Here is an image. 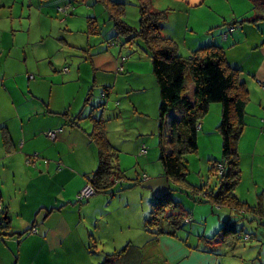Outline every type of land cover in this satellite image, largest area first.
Returning a JSON list of instances; mask_svg holds the SVG:
<instances>
[{"label": "crops", "instance_id": "obj_1", "mask_svg": "<svg viewBox=\"0 0 264 264\" xmlns=\"http://www.w3.org/2000/svg\"><path fill=\"white\" fill-rule=\"evenodd\" d=\"M57 1L0 0V11H9L0 17V195L4 201L0 215V264H216L210 248L221 241L218 234L202 235L206 244L198 249L199 245L188 240L187 244L168 233L157 236L146 228L154 197L169 190L171 183L156 159V142L148 140L150 137L142 132L148 131L145 123H141L147 118L129 122L125 111L130 106L124 97L130 91L141 90L132 98L135 106L143 114L146 111L143 106L151 107L156 114V103L161 102L156 76L152 83V77L148 78L138 68L136 59L126 58L124 50H118V42H112L115 47L107 48L109 51L98 48L90 53L87 60L94 70V85L104 86V91L121 99L109 114L105 108L97 115L96 104L89 107L87 100L82 102L68 94L60 96L55 88L56 84L63 87L71 79H67L66 72L70 71L74 77L84 68L91 70L88 64H79L73 71L69 67L68 71L61 70L63 73L53 66L51 81L45 82L47 74L40 73L38 63L28 62V46L35 41L36 45L43 44L45 39H56L61 26L69 27L74 21L75 15L63 14ZM240 1H235L237 9L231 16H213L205 11L193 20L199 27L189 21L179 52L189 55L210 43L222 46L229 63L241 70L249 89L248 105L255 104V109L259 108L258 113L264 116V6H254L252 0ZM205 3V0H188L189 7L200 5L201 10L207 8ZM153 4L164 9L154 1ZM17 5L24 15L20 22L14 14ZM53 9L66 17L55 20ZM165 27L164 22V35L180 39L174 32L164 31ZM122 71L127 73L122 75ZM120 81L125 84L121 93L116 87ZM149 82L153 95L147 93ZM211 108L214 111L200 122L199 146L201 138L217 131L221 119V106ZM91 116L105 120L107 136L119 150L121 170L126 167V160H136L143 171L132 180L123 177L135 181L126 189L97 192L78 201L79 191L99 161L97 143L90 136ZM261 119L252 115L246 120L245 115L239 144L253 133H257L256 140L261 136L258 126L263 127ZM49 131H55V136H49ZM146 142L151 146L141 153L140 148ZM32 156L33 161L27 162ZM156 167L158 172L154 170ZM229 207L244 214L243 209ZM232 213L218 215L223 227L236 221ZM187 218L188 213L186 223L190 221ZM6 221L9 226L4 225Z\"/></svg>", "mask_w": 264, "mask_h": 264}, {"label": "rangeland", "instance_id": "obj_2", "mask_svg": "<svg viewBox=\"0 0 264 264\" xmlns=\"http://www.w3.org/2000/svg\"><path fill=\"white\" fill-rule=\"evenodd\" d=\"M59 1L56 2V4L58 3L57 7L62 6L67 8L66 11L61 12L68 14L67 17H73L75 15L74 21L69 23V27L67 25L61 26V34L57 33L55 35L56 39H45L43 44L36 45L35 42H38L35 41L32 46L26 48V52H28V62L38 63L40 73L47 74L45 82L51 81L50 74L54 68L53 66H56L60 73H63L62 71H68L69 67L73 71L74 67H77L79 64H88L91 67V70L84 68L82 73L79 72L74 77L73 74H70V71L66 72L68 73L66 75L67 79H71L64 82L63 87L58 86V84L55 85L60 96L68 94L69 96H73V98L76 97L78 100L82 99V102L83 100H87L89 103L88 106L96 104L97 109L95 112L97 115H101L106 110L105 108H107L109 114V112L119 106L121 99L117 94L110 95L107 90L104 91V86L94 85L92 81L95 76L94 70L91 63L87 60L88 55L98 48L109 51L110 49L107 48L115 47L113 46L114 44H111L113 41L118 42L116 47H118V50L119 48L124 50L126 58L132 57V59H136L138 68L148 78L151 76L153 83L155 74L153 72L152 60L144 49L143 39L137 36L133 42L127 41L132 32L122 33L117 30L110 18V13L105 6L104 0ZM121 1L124 2L125 6V13L123 15L124 22L133 28L139 27L141 17L139 0ZM153 1L157 7H162L168 11V16L164 20L166 26L164 31L170 30L179 36L180 39L175 40L181 47L184 45L185 30L189 21L199 27L193 20L197 15H203L205 11H210L213 16H222L224 14L231 16L234 10L237 9L234 4L235 1L241 2L240 0H205L206 3L204 6L209 10L205 7L201 10L199 7L202 6L200 5L189 7L188 0ZM247 1L243 0V2L248 3ZM26 9H28L27 6L25 7ZM4 12L8 13L9 11L8 9L1 10L0 17L5 16ZM56 12H54V9L52 10V16L56 18L55 20L66 17V15L62 16V14ZM14 14L17 15L18 22L24 16L22 9L18 8V5L14 8ZM90 16H96L98 19L96 21V31L90 30L92 25L89 22ZM75 18L78 19L75 20ZM228 20L231 21L232 19ZM35 27H38V24ZM191 28L192 25H189L188 29ZM18 55L20 56V53ZM58 63H62V65L57 66ZM126 73L125 71L121 72L122 75ZM89 78H91V83L86 82ZM149 84L147 93L148 95H153L151 83L149 82ZM81 85H83L82 89H80ZM124 85L120 81L116 86L119 89L117 91L121 93ZM139 91H130V95L128 96L126 93L124 97L127 105L130 106V109L125 111L128 114L126 119L131 122L136 118H147L141 123H145V129L148 131L142 132L147 134V137H150L148 140L154 139L156 142V159L159 161L161 170L164 171L165 167L161 160V151L162 149L166 151L170 150L169 121L171 120V114L161 115L159 110L160 102L156 103V114H153L154 111L151 107L146 106H143L144 110H146L145 113H141L132 100L136 96L135 93H140ZM58 98L62 99V97ZM213 105L221 106L219 125L222 120V104L220 102L211 103L208 113L214 111L211 108ZM258 109H255V104L250 103L246 109V120L252 117V115L263 119L264 116L258 113ZM262 124L263 127L258 125L262 134L257 140V133H253L251 138H244L241 144L238 142L241 175L239 182L234 188V192L242 201L251 205L250 208L244 209V214H241L242 212L237 213L228 205H222L220 207L211 202L205 194L207 190L217 188L219 183V177L216 170L213 169V165L216 166L218 163H224L223 135L217 127L215 128L217 129L215 133L208 134L203 139L201 138L202 145H198L196 152H190L185 155L187 164L186 179L179 181L169 178L171 183L169 196L173 199L176 208L184 214L188 213L187 220H190L187 223L185 220L182 222L183 225L177 230L175 236H178L179 239L184 240L186 243L188 240L190 244L199 245L198 249H202V246L206 244L202 235L207 234L213 237L218 234L221 241L217 242L215 247L210 248L211 252H213L210 255L216 258V264H264V123L262 122ZM145 144L148 147L151 146L150 143L146 142ZM136 162V160H126V167H122L125 176L131 178V180L135 178L136 174L143 171L141 165H137ZM98 164L99 161H97L95 168L98 167ZM154 170L158 172L157 167ZM131 180L123 179L120 183H115L109 191L114 192L118 189H126L128 185H131L130 182H135ZM193 207L197 209L194 210ZM230 211L233 212L232 218L236 221H230V224L223 227L224 225L218 219V215ZM193 213L195 214L194 216ZM234 226L236 231L234 230Z\"/></svg>", "mask_w": 264, "mask_h": 264}, {"label": "trees", "instance_id": "obj_3", "mask_svg": "<svg viewBox=\"0 0 264 264\" xmlns=\"http://www.w3.org/2000/svg\"><path fill=\"white\" fill-rule=\"evenodd\" d=\"M252 1L254 6H264V0ZM104 3L117 30L132 32L127 39L129 42H133L137 36L141 37L144 49L151 57L153 72L160 87L161 115L171 114L170 150L161 151L167 177L179 181L186 179L185 155L198 150L199 123L208 113L211 103L220 102L222 120L217 128L223 135L224 163L213 165L219 183L217 188H211L205 194L219 206L228 205L243 210L250 208L251 205L234 192L241 175L238 142L246 124V107L250 101L249 89L241 77V70L232 66L224 48L214 43L200 46L189 55L181 54L177 41L162 33L168 11L156 8L152 0H139L141 17L137 28L124 22L123 1L104 0ZM96 21L95 17L90 16V30L96 31ZM91 118L93 128L90 136L98 146L99 165L89 181L94 184L95 193L103 190L111 192L112 186L125 177L118 164L119 150L107 136L105 120L97 116ZM28 159L32 162L33 156ZM220 164L223 165L222 171H219ZM169 190L154 197L153 208L146 218L147 230L157 236L165 233L175 235L185 220V214L176 208ZM4 225L9 226L8 221Z\"/></svg>", "mask_w": 264, "mask_h": 264}, {"label": "built area", "instance_id": "obj_4", "mask_svg": "<svg viewBox=\"0 0 264 264\" xmlns=\"http://www.w3.org/2000/svg\"><path fill=\"white\" fill-rule=\"evenodd\" d=\"M58 9L61 10V11H66L67 8L65 7H62V6H58ZM67 69V68H65ZM263 123H264V118L262 119ZM200 123H199V126L200 127ZM55 131H49L48 132V135L51 136V137H54L55 136ZM148 150V147L146 144H143L140 148V152L141 153H146ZM28 162H30L31 160L28 159L27 160ZM223 170V165L220 164L219 165V171H222ZM93 194H95V187H94V184L91 183L90 181H88L84 186L83 188H81V190L79 191L78 195H77V200L78 201H84L86 199H88L90 196H92ZM4 211V201L2 199V196L0 195V215H2ZM32 231H37L36 228H32L31 229Z\"/></svg>", "mask_w": 264, "mask_h": 264}]
</instances>
